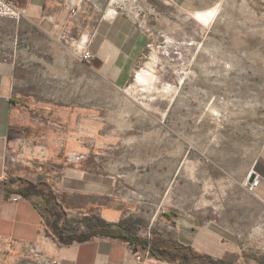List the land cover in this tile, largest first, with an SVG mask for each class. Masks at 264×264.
<instances>
[{
	"label": "rangeland",
	"instance_id": "obj_1",
	"mask_svg": "<svg viewBox=\"0 0 264 264\" xmlns=\"http://www.w3.org/2000/svg\"><path fill=\"white\" fill-rule=\"evenodd\" d=\"M110 1L143 39L137 59L95 71L65 43L23 78L39 156L21 180L56 197L68 233L182 245V223L228 248L195 264H264V203L248 183L264 158V0ZM18 20L0 17V58L28 40Z\"/></svg>",
	"mask_w": 264,
	"mask_h": 264
},
{
	"label": "crops",
	"instance_id": "obj_2",
	"mask_svg": "<svg viewBox=\"0 0 264 264\" xmlns=\"http://www.w3.org/2000/svg\"><path fill=\"white\" fill-rule=\"evenodd\" d=\"M11 1L24 13L17 22L22 29L18 35L28 40H22L24 45L13 56L0 58V182L22 179L20 173L31 175V164L39 156L31 148V104L22 97L23 78L51 68L53 47L72 45L81 61L83 52H91L90 66L95 71L111 68L117 61L127 62L125 68L130 70L143 40L137 32L133 33L129 20L119 17L116 21L110 16V0ZM201 16L207 19L208 14ZM252 174L260 179L255 189L264 203V158ZM15 196L20 195L0 192V264H167L152 259L139 261L136 255L142 251L117 239L93 237L86 242L61 245L47 234L34 200L22 197L13 201ZM188 228L178 224V240L193 252L222 258L228 251L226 247L214 248L216 232L205 229L195 233L192 227Z\"/></svg>",
	"mask_w": 264,
	"mask_h": 264
},
{
	"label": "trees",
	"instance_id": "obj_3",
	"mask_svg": "<svg viewBox=\"0 0 264 264\" xmlns=\"http://www.w3.org/2000/svg\"><path fill=\"white\" fill-rule=\"evenodd\" d=\"M13 185H16V188H13ZM1 190L6 191L7 195L15 193L23 198L33 199L36 208L44 218L47 234L56 239L61 245L69 246L74 243L86 242L93 237H105L126 242L135 251L149 252L150 259L158 263L195 264L197 260L207 259L206 256L201 257L184 245L166 242L158 236H155L153 240H148L120 228L102 226L80 234L68 233L62 224L65 214L56 206V197L46 190V186H39L33 182L14 178L0 182V192ZM37 198L45 203V210L41 208Z\"/></svg>",
	"mask_w": 264,
	"mask_h": 264
},
{
	"label": "built area",
	"instance_id": "obj_4",
	"mask_svg": "<svg viewBox=\"0 0 264 264\" xmlns=\"http://www.w3.org/2000/svg\"><path fill=\"white\" fill-rule=\"evenodd\" d=\"M75 12V10L73 11ZM24 16V13L21 11L20 8L17 7V5L11 1V0H0V17H7L12 19H21ZM82 58L85 61H90L93 58V55L89 51H85L82 54ZM260 184L259 178H255L253 183L251 184L252 189L257 188ZM21 199V196H15L13 198V201H17L18 199ZM137 260L143 261V259L149 260L150 255L149 252H139L137 253Z\"/></svg>",
	"mask_w": 264,
	"mask_h": 264
},
{
	"label": "water",
	"instance_id": "obj_5",
	"mask_svg": "<svg viewBox=\"0 0 264 264\" xmlns=\"http://www.w3.org/2000/svg\"><path fill=\"white\" fill-rule=\"evenodd\" d=\"M255 178H256V174H252V175L250 176V178H249L248 183H249V184H252Z\"/></svg>",
	"mask_w": 264,
	"mask_h": 264
}]
</instances>
